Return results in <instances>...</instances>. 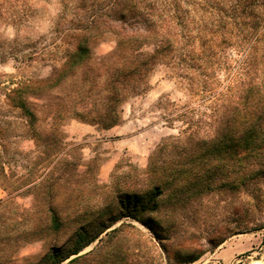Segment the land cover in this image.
I'll return each mask as SVG.
<instances>
[{
	"label": "rangeland",
	"instance_id": "374dc122",
	"mask_svg": "<svg viewBox=\"0 0 264 264\" xmlns=\"http://www.w3.org/2000/svg\"><path fill=\"white\" fill-rule=\"evenodd\" d=\"M76 2L23 0L14 7L5 3L0 7V153L4 169L0 173V264L37 258L50 245H61L69 238L74 227L55 234L48 231L50 200L66 202L63 214L71 216L112 208L110 217H86L83 222L93 232L102 220L115 219L118 199H125V192L143 194L150 189L153 181L144 171L156 145L169 135H178L189 119L196 122L193 128L205 134L212 124L209 115L224 96H218V101L205 93L193 96L171 69L157 65L147 77V89L131 94L121 104L118 125L102 129L80 121L73 115L75 111L93 114L107 104L104 74L97 69L100 59L115 46L112 35L106 33L89 43L90 67L75 71L39 96H27L37 115L34 127L61 132L56 136L59 143L48 138L35 142L33 126L6 94L22 82L48 76L62 62L66 44L60 39L65 28L75 18H87L83 11L72 9ZM193 13L202 16L199 11ZM217 78L224 94L222 87L227 86L229 76L219 72ZM49 146L55 149L48 157ZM160 158L178 156L166 151ZM42 179L41 189L32 186L33 180ZM79 255L73 264H264V177L244 192L219 189L192 199L174 211L158 236L130 217L115 219ZM69 259L61 264H68Z\"/></svg>",
	"mask_w": 264,
	"mask_h": 264
},
{
	"label": "trees",
	"instance_id": "16d2710c",
	"mask_svg": "<svg viewBox=\"0 0 264 264\" xmlns=\"http://www.w3.org/2000/svg\"><path fill=\"white\" fill-rule=\"evenodd\" d=\"M21 1L0 0V7L4 3L14 7ZM76 1L72 9L83 11L87 18H75L65 28L60 39L66 44L62 62L53 66L48 76L22 82L6 94L33 126L35 142L48 138L59 143L56 136L61 132L56 128L42 132L34 127L37 115L27 96H39L75 71L90 67L89 43L106 33L112 35L115 46L100 59L97 69L104 74L107 104L93 114L75 111L73 115L80 121L102 129L118 125L121 104L131 94L147 89V77L157 65L171 69L193 96L205 93L218 101V96L224 95L209 115L212 124L205 134L193 128L196 122L189 119L178 135H169L156 145L144 171L153 181L150 189L143 194L125 192L126 198L118 199L115 219L130 217L158 236L174 211L192 199L219 189L244 192L264 177V0ZM64 18L65 11L60 16ZM147 46L151 49H145ZM219 72L229 76L227 86L222 87L224 94L218 89ZM49 148L51 151L45 153L48 157L55 149ZM166 151L175 152L178 158L161 160ZM1 158L0 153L3 174ZM43 184V179L33 180L32 186L41 189ZM65 203L48 202L47 229L55 234L74 227L69 238L21 264H61L75 255L68 260L73 264L82 256L79 252L115 220H102L98 231L93 232L88 222H83L86 217H110L112 208L71 216L63 214Z\"/></svg>",
	"mask_w": 264,
	"mask_h": 264
}]
</instances>
